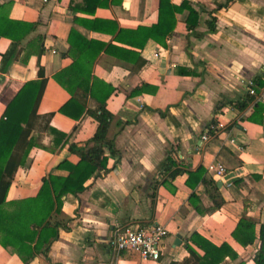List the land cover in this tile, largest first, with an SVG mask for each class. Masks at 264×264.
<instances>
[{
	"label": "crops",
	"instance_id": "obj_1",
	"mask_svg": "<svg viewBox=\"0 0 264 264\" xmlns=\"http://www.w3.org/2000/svg\"><path fill=\"white\" fill-rule=\"evenodd\" d=\"M69 1L0 0V4H10L9 20L37 25L17 61L6 73L0 70V117L17 88L43 75L47 83L38 113H55L50 126L67 134L68 144L90 139L96 129L90 117L74 121L57 113L69 95L53 77L72 63L66 55L71 30L87 41L112 42L132 50L126 54L130 59L101 53L93 75L116 89L107 101L114 118L106 137L114 141L119 155L108 158L104 177L88 181L78 196L65 198L56 219L68 229L59 231L46 256L39 254L29 264H154L129 251L113 259L109 240L116 225L164 227L168 236L157 264L186 257L184 244L195 232L215 245L227 243L238 260L252 264L258 245L243 248L231 232L244 216L260 223L264 217V106L252 100L240 111L234 105L247 96L248 83L264 68V0H233L226 8L220 6L227 0H170L174 6L185 2L200 11L198 27L186 30L188 11L182 10L175 14L171 35L162 42L150 40L143 49L135 47L142 36L134 33L156 24L160 0H112L108 8H98L93 15L69 11ZM74 16L114 21L125 32L115 42L108 33L74 22ZM212 19L215 25L210 31ZM10 43L0 38V61ZM135 89L140 92L127 97ZM95 107L89 100L88 108ZM213 120L220 127L207 143L202 142ZM34 137L45 147L52 141L48 133ZM68 144L53 154L32 148L6 200L36 196L41 179L49 173L66 176L54 166L66 156ZM167 158L182 171L174 179L164 170ZM68 160L78 162L75 156ZM214 164L225 168L224 180L231 186L208 171ZM198 168L206 171L208 180L221 183L217 189L224 201L220 209L204 215L188 204L192 193L204 208L213 203L201 183L194 187L187 183L189 173ZM0 264L24 263L0 246ZM221 264L237 261L226 258Z\"/></svg>",
	"mask_w": 264,
	"mask_h": 264
},
{
	"label": "trees",
	"instance_id": "obj_2",
	"mask_svg": "<svg viewBox=\"0 0 264 264\" xmlns=\"http://www.w3.org/2000/svg\"><path fill=\"white\" fill-rule=\"evenodd\" d=\"M231 1L233 0H227L220 8H226ZM110 3L112 0H70L69 11L93 15L96 9L108 8ZM9 6V3L0 4V38L11 41L8 50L1 56L0 70L4 73L17 61L20 51L37 31L36 24L9 20ZM182 10L188 11L184 22L186 30L194 31L200 23V11L185 2L174 6L170 0H160L156 24L136 30L134 34L141 35L142 42L135 47L143 49L150 40L162 42L168 38L176 24L175 14ZM212 20L208 24L210 31L214 30L215 25L214 19ZM73 21L94 31L108 33L115 42L121 41L125 32L118 29L114 21L87 20L76 16ZM38 39L42 53L43 38L40 36ZM68 44L66 55L72 59V63L53 78L69 95V99L57 113L74 121L87 115L96 123L93 136L84 142L68 144V135L50 126L55 113H38L47 83L43 75L39 80L26 82L17 88L0 117V246L17 255L24 264H29L39 254L46 256L52 243L58 239L59 231L68 229L56 219V215L62 211L65 198L69 195L78 196L86 190L88 181L104 177L109 171L108 158L119 155L114 141L106 137L110 122L114 118L107 110V101L116 89L93 75V65L101 53L130 59L126 54L132 50L117 47L112 42L105 44L87 41L74 30L69 33ZM256 82L258 87L263 85L261 79H256ZM139 92V89L132 90L127 97L135 96ZM89 100L96 103L94 109L88 108ZM252 100L247 95L241 103L234 106L242 111ZM215 125L217 122L213 120L209 127ZM35 133H48L52 136L50 146L39 145L34 137ZM66 144V156L54 166V170L63 171L66 176L49 173L41 179L36 196L13 202L6 200L14 176L25 165L32 148L38 147L53 154L62 150ZM69 156L77 157L78 162L71 163ZM175 166V162L167 158L164 170L169 172L171 179L182 173ZM192 180L194 183H191ZM187 183L191 187L201 183L213 202L210 208H204L199 197L192 193L188 197V204L198 215L217 211L222 207L224 201L218 193L217 183L206 178L203 168L190 172ZM231 237L243 248L257 244L252 264H264V217L261 223L246 216L242 217L231 232ZM184 249L187 256L170 264H221L226 258L237 261V264H246L243 259L238 260V254L227 243L215 245L196 232L186 240Z\"/></svg>",
	"mask_w": 264,
	"mask_h": 264
},
{
	"label": "built area",
	"instance_id": "obj_3",
	"mask_svg": "<svg viewBox=\"0 0 264 264\" xmlns=\"http://www.w3.org/2000/svg\"><path fill=\"white\" fill-rule=\"evenodd\" d=\"M47 0H44L46 2ZM257 79L263 80L261 87L257 86L256 80L248 83L246 92L255 102L264 106V68L260 70ZM220 125L208 126L202 134V142L207 143L216 134ZM212 130V131H210ZM213 132V133H211ZM208 171L214 177L226 184L227 187L231 183L225 182L226 170L220 164L210 165ZM168 236V231L159 225L156 226H122L116 225L113 228L112 236L109 240V248L113 259H118L123 252L129 251L136 254L142 261H150L154 264L159 262L160 252L164 239Z\"/></svg>",
	"mask_w": 264,
	"mask_h": 264
},
{
	"label": "water",
	"instance_id": "obj_4",
	"mask_svg": "<svg viewBox=\"0 0 264 264\" xmlns=\"http://www.w3.org/2000/svg\"><path fill=\"white\" fill-rule=\"evenodd\" d=\"M220 186H221V183H220V182H217V187H220ZM175 243H176L177 245L180 244V236H177Z\"/></svg>",
	"mask_w": 264,
	"mask_h": 264
},
{
	"label": "rangeland",
	"instance_id": "obj_5",
	"mask_svg": "<svg viewBox=\"0 0 264 264\" xmlns=\"http://www.w3.org/2000/svg\"><path fill=\"white\" fill-rule=\"evenodd\" d=\"M252 253V252H251ZM252 255V254H251Z\"/></svg>",
	"mask_w": 264,
	"mask_h": 264
}]
</instances>
